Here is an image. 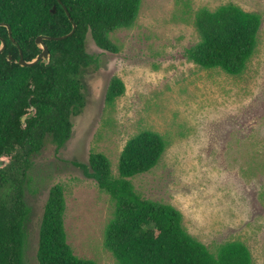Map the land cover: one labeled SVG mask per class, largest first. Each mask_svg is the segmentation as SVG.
Returning <instances> with one entry per match:
<instances>
[{"label":"rangeland","instance_id":"1","mask_svg":"<svg viewBox=\"0 0 264 264\" xmlns=\"http://www.w3.org/2000/svg\"><path fill=\"white\" fill-rule=\"evenodd\" d=\"M227 4L261 18L258 48L239 76L202 68L185 56L198 41L195 12ZM110 39L117 53L86 37L85 50L97 61L83 73L85 107L71 119L70 139L61 148L47 141L32 158L23 264H38L40 222L55 185L64 189L73 253L116 264L104 247L114 201L78 164L102 153L117 176L123 148L144 131L162 136L167 149L150 172L131 179L135 191L178 210L185 231L212 254L239 241L252 264H264V0H142L134 26ZM113 77L125 92L107 106Z\"/></svg>","mask_w":264,"mask_h":264},{"label":"trees","instance_id":"2","mask_svg":"<svg viewBox=\"0 0 264 264\" xmlns=\"http://www.w3.org/2000/svg\"><path fill=\"white\" fill-rule=\"evenodd\" d=\"M61 2L76 24L75 32L61 41H45L48 62L21 67L17 62L19 49L25 61H33L41 53L36 38L65 36L71 32L72 22L57 0H0V23L10 27L13 39H9L7 28L0 26L5 43L0 54V159H9L0 167V264H23L25 225L30 214L25 190L33 156L47 141L61 148L71 137L72 117L85 107L83 73L97 61L85 50L86 37L90 35L98 48L117 53L110 34L133 27L142 4V0ZM193 24L198 41L185 51L188 60L232 76L245 71L259 45V15L227 4L197 10ZM124 92V83L113 77L106 105L112 106ZM166 149L162 136L144 131L126 143L117 176L102 153H91L87 165L78 164L114 201L104 247L116 264H252L243 243L223 244L212 254L185 231L178 210L135 191L131 179L150 172ZM65 214L64 189L55 185L49 190L40 222L38 264H96L73 253L65 231Z\"/></svg>","mask_w":264,"mask_h":264},{"label":"water","instance_id":"3","mask_svg":"<svg viewBox=\"0 0 264 264\" xmlns=\"http://www.w3.org/2000/svg\"><path fill=\"white\" fill-rule=\"evenodd\" d=\"M58 4L61 5L63 7V9L65 10L67 16L69 17L70 21L72 22V30L69 34L65 35V36H61V37H48V36H39L36 38L35 40V44L37 45V47H39L41 49V53L31 62H27L24 60L23 58V53H22V50L19 49V59H18V64L21 66V67H32V66H35L36 64H38L39 61L43 60L45 62H48L49 60V50L47 48V45L45 44V41L46 40H51V41H61V40H64L66 38H69L70 36L73 35V33L75 32L76 30V24L72 21V19L70 18L69 16V13L67 11V9L62 5V2L61 0H57ZM55 6L53 7L52 9V13H55ZM0 26L2 27H6L7 30H8V35H9V39L11 41H13L12 39V33H11V29L10 27L7 25V24H3V23H0ZM0 41L2 43L1 47H0V54L3 53L4 49H5V43L4 41L0 38ZM8 60L9 61H12V58L9 56L8 57ZM22 121H24V118H22ZM3 165V162L2 160L0 159V167Z\"/></svg>","mask_w":264,"mask_h":264}]
</instances>
